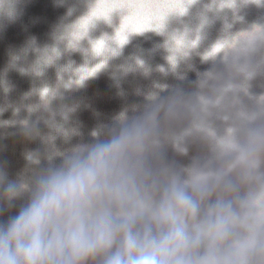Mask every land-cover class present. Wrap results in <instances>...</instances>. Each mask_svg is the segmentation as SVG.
<instances>
[{"label": "clouds", "instance_id": "obj_1", "mask_svg": "<svg viewBox=\"0 0 264 264\" xmlns=\"http://www.w3.org/2000/svg\"><path fill=\"white\" fill-rule=\"evenodd\" d=\"M67 2L56 0L57 6ZM85 2L87 11L66 23L77 10L76 4L68 6L51 44L40 46L32 36L9 53L8 68L22 75L43 76L62 55L77 51L85 56L78 69L91 71H75L74 78L65 80L70 61L58 67L57 86L40 93L50 113L45 120L49 133L41 134L28 120L20 122L23 136L39 137L44 147L23 153L25 168L15 179L0 165V264H264V94L252 97L249 92L250 81L264 73V24L234 34L226 24L225 34L199 52L206 19L194 37L187 29L166 31L169 18L186 15L197 0ZM22 3L0 0V30L19 17ZM249 4L264 7V0H222L219 7L235 11ZM114 15L120 19L114 34L94 39L91 32L98 23L112 26ZM147 32L168 37L163 45L167 67L157 66L164 76L185 80L180 66L194 69L188 63L193 54L212 63L197 73L198 90L185 93L154 82L152 90H137L144 96L142 106L123 108L92 128L90 141L71 144L74 137L83 138L80 122H72L80 105L52 110V101L63 99L61 87L84 88L122 56L134 36ZM30 53L35 60L22 66ZM137 68L150 75L138 58L113 72L118 96H125L120 77ZM242 95L253 99L254 107H246ZM214 117L229 121L223 133L213 128ZM14 123L0 120V127ZM57 139L70 147H59ZM197 139L208 146L209 155L194 157L187 166L167 161L169 146L186 156ZM21 199L25 203L18 214L5 219Z\"/></svg>", "mask_w": 264, "mask_h": 264}, {"label": "water", "instance_id": "obj_2", "mask_svg": "<svg viewBox=\"0 0 264 264\" xmlns=\"http://www.w3.org/2000/svg\"><path fill=\"white\" fill-rule=\"evenodd\" d=\"M222 0H197L189 7L186 15L171 16L168 20L167 33H183L186 29L192 37L195 36L197 29L200 28L203 20L208 22L204 24L202 32L204 39L201 42L198 51L203 52L225 33V25L231 24L229 29L231 33L249 29L253 24H264V7H257L254 4L240 7L237 10L231 8L219 7ZM76 4L77 10L72 17L65 20L71 22L78 16L87 11L85 0H68L62 6H57L56 0H23L18 7L21 9L19 17L10 23H6L3 30H0V106L5 108L0 113V120L15 121L14 124L0 127V165H3L10 178L15 179L17 174L25 168L23 153L31 149H43L39 137L36 139H27L22 134L21 121L28 120L35 123L41 134H47L51 130L45 123L50 113L41 105V95L43 96L48 87H56L58 84V67H63L72 62L71 70L64 73V79L74 78L75 71L79 73L90 72L91 69L84 66L85 56L81 52L65 53L57 61V64L49 67L43 76L33 74L22 75L17 69L8 68L9 53L19 50L25 42L32 36H35L40 46L51 44V33L54 28L65 17L68 6ZM239 16L241 19L237 20ZM120 23L119 16L114 15L113 25L99 22L97 27L91 32L95 39L102 34L113 35L115 27ZM167 35H159L155 32H147L143 36H134L131 42L123 49V54L109 62V67L98 77L90 79L84 88L65 90L61 87L63 99L57 98L52 101L50 107L57 110L61 104H79L80 107L72 116V122L79 121L83 138L74 137L71 144L79 142H88L91 137L88 135L90 130L99 122H109L111 117L125 107L132 105L142 106L145 103L144 96L137 95V90L141 93L152 90L154 82L166 83L170 86H178L185 93L197 91L196 82L197 73H203L213 67L211 62L202 63L200 56L193 54L188 62L194 65L190 70L186 63L180 66L181 72H186L185 80H178L172 74L162 75L157 71V66L167 67L166 56L168 52L163 47L167 40ZM83 47H89L88 41L82 42ZM35 53H30L26 60L21 61V65L28 67L34 60ZM141 59L151 69L150 75L145 76L141 69L128 73L120 77V88L125 92V96L117 95L119 89L112 79L113 72H117L119 65L126 62H135V59ZM92 60L91 63H96ZM216 67L222 69L223 65L217 62ZM8 69L5 72V69ZM7 89V90H6ZM249 92L252 97H259L264 94V73H258L251 81ZM41 93V95H40ZM167 94V93H162ZM243 104L248 107H254V100L247 95L241 96ZM35 105H41L36 111L30 112L29 108ZM100 113L96 116L94 113ZM59 121L60 117L57 115ZM187 125L185 121L181 127ZM229 121L213 118L212 126L218 133H223ZM57 145L61 148L70 147L62 139H57ZM208 146L200 140H194L189 144V152L186 156L176 154L169 146L166 151L168 162H175L178 165L187 166L194 157H203L209 155ZM59 161H57L58 163ZM25 203L21 199L16 202V206L7 215L18 214L19 208Z\"/></svg>", "mask_w": 264, "mask_h": 264}]
</instances>
